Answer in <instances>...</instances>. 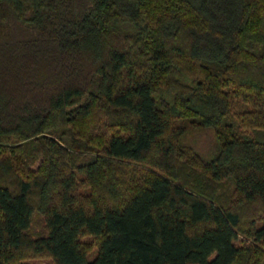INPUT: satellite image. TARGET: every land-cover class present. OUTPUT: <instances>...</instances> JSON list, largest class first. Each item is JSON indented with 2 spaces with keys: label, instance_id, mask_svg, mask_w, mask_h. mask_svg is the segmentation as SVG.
Instances as JSON below:
<instances>
[{
  "label": "trees",
  "instance_id": "16d2710c",
  "mask_svg": "<svg viewBox=\"0 0 264 264\" xmlns=\"http://www.w3.org/2000/svg\"><path fill=\"white\" fill-rule=\"evenodd\" d=\"M43 256L264 264V0H0V264Z\"/></svg>",
  "mask_w": 264,
  "mask_h": 264
},
{
  "label": "rangeland",
  "instance_id": "374dc122",
  "mask_svg": "<svg viewBox=\"0 0 264 264\" xmlns=\"http://www.w3.org/2000/svg\"><path fill=\"white\" fill-rule=\"evenodd\" d=\"M243 88H234V98L231 99L229 107V119L234 116L235 123L238 126V131L246 133L249 129L248 120L253 117H256L255 108L251 103L246 101L250 98V92ZM247 113H250L247 115ZM233 119V118H232ZM243 123V124H242ZM187 139L190 140V144L197 149V151H207L208 147L212 144V133L210 131H203L201 133H191L187 136ZM41 223L38 219L32 225L31 233H41ZM83 246H86L89 250V257H92L95 254L96 250V240L90 236H84L81 238ZM264 261V259H262ZM24 264H53L52 260L47 257H36L30 258L24 261Z\"/></svg>",
  "mask_w": 264,
  "mask_h": 264
}]
</instances>
